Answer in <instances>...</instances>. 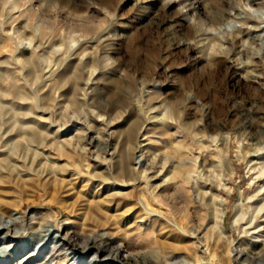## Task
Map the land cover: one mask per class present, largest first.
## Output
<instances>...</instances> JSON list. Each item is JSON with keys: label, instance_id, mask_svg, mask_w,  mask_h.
I'll list each match as a JSON object with an SVG mask.
<instances>
[{"label": "rangeland", "instance_id": "374dc122", "mask_svg": "<svg viewBox=\"0 0 264 264\" xmlns=\"http://www.w3.org/2000/svg\"><path fill=\"white\" fill-rule=\"evenodd\" d=\"M13 2L0 0L10 42L0 50V160H14L0 194L16 237L1 235L0 247L33 253L37 240L26 242L57 225L70 243L49 241L32 264H239L238 251L243 264H264L263 239L232 227L240 203L248 219L264 207V0ZM165 106L180 118L161 120ZM176 121L213 145L198 158L200 183L177 200ZM64 141L76 146L68 159L53 151ZM53 174L108 196L125 224L81 218ZM94 244L103 251L79 254Z\"/></svg>", "mask_w": 264, "mask_h": 264}, {"label": "bare ground", "instance_id": "6f19581e", "mask_svg": "<svg viewBox=\"0 0 264 264\" xmlns=\"http://www.w3.org/2000/svg\"><path fill=\"white\" fill-rule=\"evenodd\" d=\"M13 1H14L13 2L14 7H16V5H18L20 3L19 0H13ZM70 20H71V18H70ZM72 21H74L73 22L74 25L75 24L77 25L78 23L81 22V20H79V19L76 20L74 18L72 19ZM228 22L231 23L230 21H228ZM229 23H228V25H229ZM262 28H264V27H262ZM263 33H264V30H262V34ZM4 36H3L4 38L0 39V44H1L0 50L1 51L3 49H7L10 46V42H8L9 40L6 39L8 36L6 34ZM84 67H85V65H84ZM94 68H96V67L94 66ZM85 74L87 75V73H85ZM91 76H92V74H91ZM158 115L162 117L161 120L162 119L163 120L164 119H172L173 117L180 118L179 111H178V108L176 106H165L164 108H162L159 111ZM175 127H176L175 131H174L175 135L172 136V138H171L172 143H171V148H169L172 150V157L169 158V162L175 163L176 169L173 171L171 179H169V180H170V186L172 187V190H173L174 199L177 200L180 197L179 193L181 191H183V189L189 188L190 190L192 189V192H193V190L196 189L198 183H200L198 178H194V177H195V173L197 172L196 167L198 164V158L203 157L204 149L206 146H205V142H204L205 140H203L204 138L201 139V137H200V139H199V138H195V136L193 137L191 135V133L188 132V128L186 125L181 127L180 123H177V121H176ZM208 138L210 139L211 137H208ZM191 140H193L192 142H193V146H195L194 147L195 149H193L191 147L190 148L187 147V151H183L184 148H186L185 145L190 143ZM206 148L212 149L213 145L209 144V146ZM53 149H54L53 151L57 155H59V157L62 156V157H65L68 159L71 157V155H73V152L76 150V146L74 145V143H72L70 141H64L62 143L54 144ZM217 155L220 156V153L218 152ZM12 160L13 159L10 158L9 156H5L2 160H0V181H1V173L4 172L1 169L3 166H6V165H4V163L5 162H7V163L12 162ZM12 164H13V162H12ZM169 174H171V173H169ZM72 178L67 179V176H64V175H58L57 176V174H55V176H54V174H53V176L50 179H51V181L55 187H58L61 189L67 188V192H69L70 195H72V197L74 199L73 203L71 202L72 208L73 209L75 208V210H77L78 215L81 218L89 217L90 221H93L94 225H98L101 223L102 217L110 215L111 217L115 218L117 223L125 224V222H124V219H125L124 216L125 215H123L124 212H123V214L120 213L118 211L119 209L116 207V205L114 203L112 204L110 202L108 196H106V195L104 196L102 193L96 191L95 189H91L88 187H87L88 189H86V187H85L86 185L84 186L83 182H80V184H78L80 190H76L75 183L73 182ZM193 178L196 180H193ZM53 191H55V190H53ZM66 196H67V194H66ZM209 200L213 204L217 203L215 197L211 196V198ZM142 207H143V210H145L146 213H148L149 215H156V213L153 212L149 208L148 204H144V205H142ZM236 208L239 211L241 210L242 213L234 221V224L232 227L233 228H235L237 226L239 227L236 229H238L241 232V238L243 239L242 235H244L245 238L246 237L262 238L263 242H264V207L259 208L258 212L256 214V217L250 218V219H248L247 215L243 212V209H244L243 203H240L239 205H237ZM212 211H211L212 212L211 213V215H212L211 216V222L214 224L213 226H215V228H217L218 232L222 233L223 229L217 221L218 212L216 209L215 210L213 209ZM3 212H4V210H3V198L0 194V236L2 235L1 237L3 238V240H5L6 238H11V240L15 239L16 232H15V234H12V232H13L12 227H13L14 221H12L13 219L11 217L4 218ZM76 215H77V213H76ZM80 217H78L77 219H79ZM252 217H253V215H252ZM134 223L137 224V220ZM120 224H118V225H120ZM123 226H125V225H123ZM178 227L180 228V225ZM53 230L60 232L57 225L51 226L48 230H46L44 235L42 234L43 231H41V230L39 232L37 231L33 235V237L30 238L26 242V247L32 248V247H34V240L35 239L37 240L38 244L35 247L33 253H30V254L28 253L27 255L22 256V257H19L20 253L16 252V250H15L16 246L18 244L17 245L16 244L15 245L14 244H9V245L3 244L0 247V264H9V263H7V261L16 260V258H17V260L15 262H13V264H32L36 261L38 255L41 254V252L43 250L48 248V246H49L48 242L49 241H51V248L55 247L59 243H70V239L68 236H66V235L61 236L60 234H54ZM35 236H37V237H35ZM167 240H168V238H164L160 242V246L163 250L167 245L165 242ZM72 245H73V243H72ZM100 245L94 244L92 246H88V247L82 249L81 253H79V254L86 255L90 252H94L95 254L98 255V253H101L103 251V247ZM229 254L232 256L231 251L229 252ZM237 254L240 257L239 264H243V262L245 261L244 254H242L241 251H238ZM231 256L229 257L230 259H232ZM125 262L126 261L124 259H120V258H116V257L115 258L111 257V259L108 260V263H110V264H125Z\"/></svg>", "mask_w": 264, "mask_h": 264}]
</instances>
